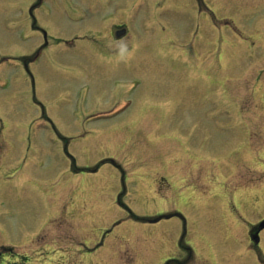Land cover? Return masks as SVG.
Here are the masks:
<instances>
[{
	"label": "rangeland",
	"instance_id": "rangeland-1",
	"mask_svg": "<svg viewBox=\"0 0 264 264\" xmlns=\"http://www.w3.org/2000/svg\"><path fill=\"white\" fill-rule=\"evenodd\" d=\"M168 1L107 0L98 21L108 33L123 18L131 48L104 57L78 41L58 52L48 40L37 54V0H0V245L18 248L46 230L66 246L50 264H185L180 242L195 251L187 264H219L211 250L222 264H264V232L258 257L238 251L245 223L264 218V0L200 1L210 26L200 21L193 42L195 13ZM35 16L49 37L86 31ZM128 94L132 106L114 115ZM150 111L167 117L146 124ZM226 112L242 114L239 130ZM234 190L242 222L226 209Z\"/></svg>",
	"mask_w": 264,
	"mask_h": 264
},
{
	"label": "flooded vegetation",
	"instance_id": "flooded-vegetation-1",
	"mask_svg": "<svg viewBox=\"0 0 264 264\" xmlns=\"http://www.w3.org/2000/svg\"><path fill=\"white\" fill-rule=\"evenodd\" d=\"M106 1L107 0H99L98 3H95L93 1L89 2V0H37V2L32 4L29 8V14L32 17V28L38 30V28L36 27L37 20L35 16L37 12H43L46 14L47 17H50L51 15L64 17L71 25H77L79 22H83V25H86V31L82 34H73L72 36L67 37L66 39L51 37L54 39L55 44L57 42L56 46H60V49L57 50L58 52L61 50L60 44H64L70 41L80 42V44L87 47L88 51L93 54L101 53L102 55H112L115 53H120L121 51L123 52L126 48L124 42L126 41L125 38L127 37V34H121V32H123L125 29L124 26H121L120 24L114 25L109 30V32L106 33L108 24L106 23V21H98V11H103V13H105L108 10V4H106ZM201 3L204 5L203 2ZM198 4L200 5V0H198ZM99 25L103 26L101 31H99L98 29ZM48 37V34L45 33L44 38L48 39ZM44 38L43 46L39 47L38 45L34 49L38 48V50H46L47 40ZM121 42L123 43L121 44ZM152 117L157 118L158 116L153 115ZM263 219L264 218L260 220ZM253 230L254 228L250 229L251 232ZM263 232L264 230L260 232V236ZM59 243H61L60 237ZM254 247L257 248V246L253 245H250L249 248H247L249 251L253 252L255 250ZM31 250H29L28 254H17L11 260L7 259L6 257H2V264H7L8 261H14L12 264H27L24 261H34V259L31 258ZM60 250V256L62 257V249ZM185 251V258L182 261H193V256L191 253L192 251L187 247H185ZM37 252H40V255H43L44 249L40 247ZM45 260L46 257H44L42 261ZM213 261H215V259Z\"/></svg>",
	"mask_w": 264,
	"mask_h": 264
},
{
	"label": "water",
	"instance_id": "water-1",
	"mask_svg": "<svg viewBox=\"0 0 264 264\" xmlns=\"http://www.w3.org/2000/svg\"><path fill=\"white\" fill-rule=\"evenodd\" d=\"M264 224L261 225V227L263 226Z\"/></svg>",
	"mask_w": 264,
	"mask_h": 264
}]
</instances>
